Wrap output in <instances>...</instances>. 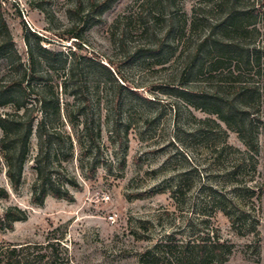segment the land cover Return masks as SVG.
<instances>
[{"label":"rangeland","instance_id":"obj_1","mask_svg":"<svg viewBox=\"0 0 264 264\" xmlns=\"http://www.w3.org/2000/svg\"><path fill=\"white\" fill-rule=\"evenodd\" d=\"M0 2L23 62L35 42L30 33L43 39L42 47L68 58L64 69L43 68L51 77L41 87L51 85V108L60 107L53 127L72 139L73 156L64 162L65 174L60 169L55 174L58 187L64 185L62 179L77 184H67L73 201L50 196L42 206L32 202L36 134L19 191L12 188L1 159L0 188L10 198L0 200V215L11 208L27 214L13 229L0 231L1 246L58 242L61 264H141L142 254L157 244L218 237L235 247L223 264H264V190L255 201L260 207L259 241L245 229L240 235L213 195H243L237 185L264 189V0L236 1L238 8L258 11L256 47L263 50V64L244 80L258 86L262 96L255 108L262 121L257 171L248 167L237 178L227 176L235 161L254 154L217 116L193 106L196 96L213 93L221 78L209 79L206 70L186 71L188 63L197 61L199 66L204 59L196 51L209 27L223 16L217 8L221 0ZM194 22L200 23L191 30ZM184 24L185 34H178ZM79 57L81 66L73 77L69 70ZM9 63L0 59V79ZM79 82L88 84L85 107L65 94L66 88L68 93L76 91ZM13 111L0 107V115ZM87 123L100 133L95 142L86 137ZM64 140V149H69L71 143ZM224 142L240 156L234 151L219 155Z\"/></svg>","mask_w":264,"mask_h":264},{"label":"trees","instance_id":"obj_2","mask_svg":"<svg viewBox=\"0 0 264 264\" xmlns=\"http://www.w3.org/2000/svg\"><path fill=\"white\" fill-rule=\"evenodd\" d=\"M221 0L217 8L221 9L223 16L217 24L209 27L206 36L201 39L197 56L204 54V59L198 66L197 61L188 63L187 72L203 74L207 71L210 78L221 79L217 82L213 93L198 94L193 106L210 115H215L229 129L235 131L244 145L254 155L249 158H239L232 166L227 176L237 178L244 174L248 167L255 173L257 171L256 155L259 153L258 130L262 125L259 111H255L257 103L261 101L260 89L254 84L247 83L246 74L254 68H260L263 64V50L256 47V40L260 32L257 29L258 11L246 7H236V1ZM230 5V7L228 6ZM96 5L92 3V7ZM228 6V9H227ZM224 8V9H222ZM200 22H194L191 30ZM187 24L178 29V34H185ZM174 25L172 30L174 29ZM27 29V27H26ZM28 30V29H27ZM190 30V31H191ZM169 31L168 34H170ZM33 45H29L27 62H23L15 48L13 37L8 24L2 14L0 2V59L9 61L8 69L0 79V107L13 108L12 113L0 115V163L4 160L7 168V178L12 188L19 191L24 173V165L27 161L31 139L34 134L37 138V153L34 158V171L36 180L32 186V202L42 206L46 199L52 196L55 199L73 201L74 197L69 191L67 184L76 187L75 181L62 179L64 185L58 187L59 179L56 172L65 174L64 162L72 159L71 136L64 138L61 131L53 127L52 118L60 116V107L52 105L51 108V85L41 87L43 82L51 77V71L64 69L68 58L59 52L42 47L43 39L35 33ZM167 34V35H168ZM78 40V37H73ZM81 58L73 59L71 76L81 66ZM93 62V61H92ZM47 67L50 72H43ZM103 68H106L102 65ZM257 74H260L259 69ZM122 88L121 85H118ZM76 91L70 94L80 101L81 106L89 103L88 84L79 82ZM83 113L78 112V116ZM70 119V115H68ZM217 129L219 125L213 122ZM87 139L95 142L100 138V133L85 124ZM71 144L69 149H64L65 140ZM225 143V142H224ZM239 151L223 144V148L217 153L230 155L231 152ZM65 156L62 161L60 157ZM240 156V153H239ZM65 178V177H63ZM237 192H243L234 198H228L222 193L214 192L218 205L224 215L230 220L233 227L237 228L240 235L243 230L248 234L257 236L259 241L260 207L255 203L258 192L264 189L252 187H240ZM181 193V192H180ZM10 198L9 192L0 188V200ZM220 198V199H219ZM27 219L26 212L11 208L4 216L0 215V231L11 230L14 224ZM213 240V241H212ZM201 239L198 242L182 245L173 244L172 241L157 244L152 250L142 254L141 264H223L234 252V245L222 242L218 237L215 239ZM59 243H48L46 246H1L0 264H61L59 256Z\"/></svg>","mask_w":264,"mask_h":264},{"label":"built area","instance_id":"obj_3","mask_svg":"<svg viewBox=\"0 0 264 264\" xmlns=\"http://www.w3.org/2000/svg\"><path fill=\"white\" fill-rule=\"evenodd\" d=\"M112 221H114V217L112 218Z\"/></svg>","mask_w":264,"mask_h":264}]
</instances>
